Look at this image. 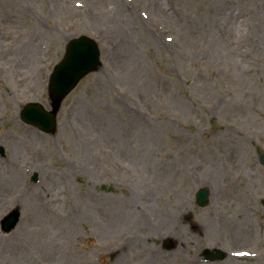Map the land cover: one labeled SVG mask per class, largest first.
I'll list each match as a JSON object with an SVG mask.
<instances>
[{
    "label": "rangeland",
    "instance_id": "rangeland-1",
    "mask_svg": "<svg viewBox=\"0 0 264 264\" xmlns=\"http://www.w3.org/2000/svg\"><path fill=\"white\" fill-rule=\"evenodd\" d=\"M82 35L102 66L24 124ZM0 147V264H264V0H0Z\"/></svg>",
    "mask_w": 264,
    "mask_h": 264
},
{
    "label": "water",
    "instance_id": "water-1",
    "mask_svg": "<svg viewBox=\"0 0 264 264\" xmlns=\"http://www.w3.org/2000/svg\"><path fill=\"white\" fill-rule=\"evenodd\" d=\"M101 65L100 51L95 41L82 36L72 39L67 45L64 60L55 67L50 80V96L53 110L48 112L40 104H28L21 113L22 119L48 133H54L56 130V117L60 110L62 101L76 87L79 81L95 71ZM3 152V150H2ZM261 163L264 164V154L261 156ZM37 180V176L33 178ZM208 191L203 189L199 192V203L205 205L208 202ZM20 220L19 209L8 215L2 221L4 232L12 231ZM168 249H173V242L169 241ZM206 255L213 256L214 259H223L224 255L220 251L215 254L206 252Z\"/></svg>",
    "mask_w": 264,
    "mask_h": 264
},
{
    "label": "bare ground",
    "instance_id": "bare-ground-1",
    "mask_svg": "<svg viewBox=\"0 0 264 264\" xmlns=\"http://www.w3.org/2000/svg\"><path fill=\"white\" fill-rule=\"evenodd\" d=\"M17 159H18V158H17ZM17 159H16V158H13V160H12V164H11V166H13L12 171H13L14 173H19V172H17V163H18Z\"/></svg>",
    "mask_w": 264,
    "mask_h": 264
},
{
    "label": "flooded vegetation",
    "instance_id": "flooded-vegetation-1",
    "mask_svg": "<svg viewBox=\"0 0 264 264\" xmlns=\"http://www.w3.org/2000/svg\"><path fill=\"white\" fill-rule=\"evenodd\" d=\"M262 204V203H261ZM259 221H261V218L259 217ZM194 229L196 230V231H199V229H200V227L198 226V225H196V226H194ZM201 230V229H200Z\"/></svg>",
    "mask_w": 264,
    "mask_h": 264
}]
</instances>
